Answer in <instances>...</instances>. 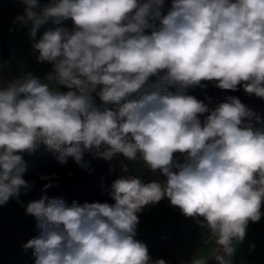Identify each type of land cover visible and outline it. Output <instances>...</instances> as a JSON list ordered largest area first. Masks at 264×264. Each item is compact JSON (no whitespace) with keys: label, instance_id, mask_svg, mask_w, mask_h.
Here are the masks:
<instances>
[{"label":"clouds","instance_id":"obj_1","mask_svg":"<svg viewBox=\"0 0 264 264\" xmlns=\"http://www.w3.org/2000/svg\"><path fill=\"white\" fill-rule=\"evenodd\" d=\"M20 2L25 13L16 20L31 25L32 38L50 20L57 25L33 45L53 71L46 82L27 73L0 86V205L32 187L22 154L41 143L61 164L71 157L86 169L85 153L105 160L119 153L166 177L116 179L112 204L69 206L46 195L29 202L40 234L24 248L35 264H166L135 239L137 213L163 198L186 217H202L222 252L211 255L232 264L234 241L264 214V128L243 122L253 113L238 98L210 110L187 89L208 81L264 99V0H171L166 13L164 0ZM68 19L71 31L59 26ZM175 153L183 163H174Z\"/></svg>","mask_w":264,"mask_h":264},{"label":"crops","instance_id":"obj_2","mask_svg":"<svg viewBox=\"0 0 264 264\" xmlns=\"http://www.w3.org/2000/svg\"><path fill=\"white\" fill-rule=\"evenodd\" d=\"M10 3H12L15 7V12L18 14V16L24 15L26 7L20 2V0H0V43L4 42L5 46L7 47V54L3 64L5 77L0 81V86L6 85L10 80L19 78L27 73H31L35 77H38L42 82H46L45 77L50 74L47 66L48 62H39V52L34 49L33 45L34 43L38 42L45 31H47L49 28H55L56 25L50 20L38 30L37 36L35 38H32L30 35V24L28 26L21 24L20 27L14 29L11 34H8L5 31L4 13ZM39 3L41 7H43L44 5L51 3V0H39ZM167 10L168 9L166 7L162 9L164 13H166ZM61 27L71 31L74 25L71 19H68L63 21ZM149 31L150 30H146V33ZM34 67L39 69L38 74L33 72ZM162 74L163 73H161V75ZM157 80L158 77L156 76L150 78V82H156ZM212 83L213 82L203 81L201 86L187 89V94L192 95L198 100L202 101V90L211 86ZM53 87L57 88L59 91H62L59 89L58 85L55 84V82H53ZM175 90L176 89L174 86H168V91L175 92ZM94 100L97 107L102 106V102L100 101L99 97L94 95ZM110 106L112 105H109L108 107ZM253 123L255 128H264V117L259 118V121L256 118ZM45 147L46 146L41 143L34 152H25L22 154V158L25 162L27 170H31V168L35 166L36 156L43 153L42 151ZM95 159H98V157L94 158L92 156L89 161L92 162V160ZM108 161L110 162L112 172L114 174L121 167V165L124 164L125 161L130 164V170L134 176H139L142 178V176L147 174V165L143 161L139 164V159L135 161H129L125 156L117 153L111 160ZM154 181L163 183V181L160 179H155ZM105 193L108 198L107 203H114L108 194L109 190L106 189ZM42 195L52 198V193L49 190L31 191L21 189L18 196L12 197L6 204L0 205V264H33L24 256L22 251L24 239L22 238L21 224L24 219L34 220V216L26 213V207L29 202L33 200H39ZM165 199L166 198L161 199L156 204H149L148 208L150 209V213L144 220L140 218L139 214L137 213L139 220L141 219L143 222L152 220L151 222L153 223L154 229L153 232H155L156 237L158 236V231L167 234V232L161 228V224L168 222V220H171L172 223L170 235L172 234L174 228L173 218L175 215V210L179 209L178 207L172 206L169 199L167 202ZM200 223L202 225L204 221L202 220L195 225L197 226ZM188 224L189 223H186L181 227V233L182 228ZM248 225L250 226V229L246 228L244 239L242 241H234L233 246L235 248V252L231 257L232 264H264V222H262L261 225H258L260 228L255 229L251 227L249 223ZM138 231H143L141 224L137 225V234L135 236L136 240L144 243L145 245L155 242L156 237H153V232L149 231L150 234L147 238V233L139 232L140 234H138ZM206 232H208L207 228L200 226L198 231L193 230L191 235L184 237L185 239L183 238L184 240L182 241L181 245H184L183 253L185 252V255H187V264H190L191 260L196 255L209 257L208 260L214 257V255H211L215 250H217L214 240L212 239L210 243L207 244L201 242V239L204 235H206ZM167 236L169 237V234H167ZM251 238H254V244L251 243ZM169 243L172 244L174 248V244L171 243V239ZM173 256L176 259L174 251ZM164 261L166 264L171 263L170 260L164 259Z\"/></svg>","mask_w":264,"mask_h":264},{"label":"trees","instance_id":"obj_3","mask_svg":"<svg viewBox=\"0 0 264 264\" xmlns=\"http://www.w3.org/2000/svg\"><path fill=\"white\" fill-rule=\"evenodd\" d=\"M171 6V0H164V7L167 9ZM7 54V47L4 42L0 43V81L5 77V71L3 69L4 60ZM49 73L53 71V64L47 63ZM62 92L68 91L64 86L58 85ZM203 100L208 105L210 110H214L220 103L226 102L227 97L234 96L238 98L242 104L251 110L253 115L251 117L244 118L243 122L251 124L254 127L253 121L256 118L264 117V99L256 97L254 94L249 95L244 92L242 86H238L237 91L222 90L215 86L214 83L211 86L202 90ZM210 98V99H208ZM114 106H110L112 108ZM208 113L200 116L201 121ZM255 128V127H254ZM35 158V166L31 170H25L23 173V179L32 185L28 190H43L45 184H51L49 190L52 193V198H62L67 205H71L73 202L83 205L84 203H107L108 198L105 190L110 191V185L115 180V174L112 172L110 162L108 160L98 158L89 160L92 154L85 153L83 159L88 163V168H81L76 164L74 159L68 158L65 164L59 163L57 160V153L54 150H50L47 147ZM185 156L180 153L174 154V163H183ZM41 177H47L42 179ZM145 183L152 182L155 179H160L163 182L164 177L159 171L153 172L150 169L147 170V174L141 178ZM262 213H264V202L261 207ZM264 215V214H262ZM174 228L172 234L169 235L167 243H163L159 237H156L155 242L147 244V249L152 260H158V258L170 260V264H175L176 259L173 256V245L170 244V239L173 236L181 233V227L186 223H199L203 220L202 217L192 218L186 217L182 214L181 210H175L174 215ZM38 221L24 219L22 221V238L24 239L22 245V251L24 256L35 264V256L33 255V249H25L24 245L32 238L39 236L40 229L37 227ZM251 227L260 228L257 222L249 221ZM219 252V251H218ZM222 254V252H219ZM208 264H218L215 256L208 260Z\"/></svg>","mask_w":264,"mask_h":264},{"label":"rangeland","instance_id":"obj_4","mask_svg":"<svg viewBox=\"0 0 264 264\" xmlns=\"http://www.w3.org/2000/svg\"><path fill=\"white\" fill-rule=\"evenodd\" d=\"M139 164L142 162V160H139L138 161ZM150 220V219H149ZM152 220L148 221L147 222H143L141 221V219L139 220V225L141 224L142 227H143V231H138V234L140 233H147V238L149 237V231L150 232H153V223L151 222ZM264 222V215L261 216V219L259 221H257L258 225H261V223ZM193 223V225H192ZM196 223L193 221L191 223H189L188 225L184 226L182 228V233L177 235V236H173L171 238V243L174 244V254L176 256V264H187L188 262L186 261V256L185 255V252L183 253V249H184V245L182 243V241L185 239L184 237H187L189 235H191V232L194 230V231H198L200 229V226H201V223L199 225H195ZM250 226L247 225L246 228H249ZM161 228L167 232V234L170 235L171 233V230H172V223H171V220H168V222H165L163 224H161ZM250 229V228H249ZM140 232V233H139ZM154 233V236L153 237H156V234L155 232ZM256 233L258 234V232L256 231ZM152 237V238H153ZM184 238V239H183ZM179 241V242H178ZM163 243H167V242H163ZM164 260V259H163Z\"/></svg>","mask_w":264,"mask_h":264},{"label":"built area","instance_id":"obj_5","mask_svg":"<svg viewBox=\"0 0 264 264\" xmlns=\"http://www.w3.org/2000/svg\"><path fill=\"white\" fill-rule=\"evenodd\" d=\"M17 16H18V14L15 12V7L13 6L12 3H10V5L8 6L7 10L4 13L5 31L8 34H11L14 29L20 27L21 23L16 20ZM61 25H59V26H61ZM33 72L35 74H38L39 69L37 67H34ZM123 166H127V168H128L127 172H125L123 170ZM125 175H133L131 170H130V164L127 161H125L124 164L121 165V167L115 172V180L118 178H121L122 176H125ZM167 200H168V198L165 199L166 202H167ZM149 213H150V209L148 208V205H147L138 214H139L140 218H142L144 220L145 218H147ZM158 237L163 242H166L169 239L167 234H165L164 232H159V231H158ZM211 240H212V238H211L210 233L208 231V232H206V235H204L202 237L201 242H203L204 244H207V243H210ZM250 240H251V243H253V244L255 243L254 238H251Z\"/></svg>","mask_w":264,"mask_h":264}]
</instances>
